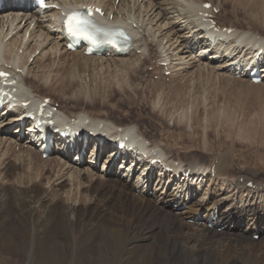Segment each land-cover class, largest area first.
I'll use <instances>...</instances> for the list:
<instances>
[{"label": "bare ground", "instance_id": "6f19581e", "mask_svg": "<svg viewBox=\"0 0 264 264\" xmlns=\"http://www.w3.org/2000/svg\"><path fill=\"white\" fill-rule=\"evenodd\" d=\"M220 1H222V3H227L233 0ZM6 2L12 6L18 3L17 0H6ZM96 2H98V0H79L75 5H70L67 2L63 8ZM208 2L213 3L216 8H220L221 10L224 9L225 12L227 11L226 6L223 7V4L216 5L218 2L215 4V0H146V2L141 1V5H138L137 10L134 9L136 4L139 3V0H134L133 5L130 0H123L121 4L123 8L120 10L121 15L119 13V15L115 14V16L118 17L121 23L133 21L134 34L135 36L140 35L142 39L145 40L149 55L145 56V53L137 55L136 49L128 55L115 57L113 59L106 57H87L80 53V59L85 62L82 64L80 63L79 66L76 65L75 69H69L67 77H73V75L75 77L76 70L78 72L82 70V68L81 70L79 69L81 65L84 66L83 71H85V69L91 66L88 62L92 61L99 63L103 61L107 62L108 60H113L116 64L119 62L121 64L120 67L126 69V73L129 72L139 75V73L141 74L143 71L142 65L144 63H148L152 60L157 62L158 59H160V61H170V68L174 72V74L172 72L173 76L175 75V78L178 76V79H180L176 85L179 91L182 90L183 86H186L188 90V83L184 85L185 82H182V80L185 79L183 78L184 73H182V69L186 70V67L195 62H200L201 65H204L205 62L206 66L209 67V65H211V71H222L228 74L232 70L231 65L233 64L232 60L227 58L228 56L241 55L245 48H252L258 41L264 46V40H257L256 35L245 33L247 31L243 32L234 26H230L227 28H235L232 34L234 36V41L227 44H218L214 48L211 47L212 49L209 48V42L201 32L203 18L200 16L203 4ZM101 4L103 5L102 2ZM15 11L16 10L11 9L9 15L0 16V21H2L0 22V36H2V40H0L1 61H4L7 66L18 63V68L24 69L25 66L28 67L26 64L29 62L32 54H35L42 46L44 49L40 51L39 55L40 61H44L43 63L49 60L50 56L54 54L57 55L59 51H63L64 55L70 56L79 54L66 53L67 50L65 48L62 26L58 22L60 11L47 13L43 18H36L33 13H30L32 16L31 18L27 16L19 18L20 15H12ZM225 12L223 11V13ZM204 13H212V11L205 10ZM229 13L232 14L231 8ZM22 14L27 15L29 12ZM10 15H12V17ZM18 21L19 23L15 25ZM24 21L27 26L22 29L21 24ZM153 23H155V25H152ZM33 24H35L32 30L33 33L30 34L25 47H23L22 54H25L19 56V51L22 50V43L26 39L27 33ZM7 25V30L4 32ZM14 25L15 28L13 29ZM149 25L151 26L150 29L148 28ZM154 26H157L158 30L155 29L156 31H153ZM220 27L223 28V26ZM24 29L25 32L21 37L20 43V41L14 37L18 36L19 32ZM163 30L165 31L164 34H162ZM15 31H17V33L13 37L14 39H8L10 34ZM6 39H8L7 42H5ZM193 45L197 46V48L200 47L199 55L192 54L190 49L193 48ZM49 52H51V55ZM152 55L154 56L151 57ZM218 55L220 58H218ZM17 58H19L18 62ZM173 60L177 63L172 64ZM63 63L65 64V62ZM98 65H100V63ZM149 66H152V64L150 63ZM226 66H228V68H225ZM116 67L118 66L116 65ZM42 68L43 73L40 75L42 77L37 76L29 78L28 75L23 77V73L18 74V76H20L18 82L19 79L22 78L21 84L19 82V85L21 88L24 86L26 91H24V93L31 102L33 99L29 94L32 96L30 93L32 89H36V93L41 95L42 91H47L50 88L41 83V81L51 78L50 72L46 70L49 69V65L46 64ZM99 68L100 70H98L97 73H104V67L102 66ZM221 68L226 70H220ZM116 70L113 69V71ZM198 72H200L198 75L200 76L204 73V70L199 69ZM209 73L211 74L212 72L209 71ZM203 78L206 77L204 76ZM224 79L227 80L228 77H223V80ZM74 82L75 81H70L64 84L63 89L58 92V94L64 91L71 93L69 97L65 99H63L62 94H59V98H62L61 100H63L65 104H73V102L76 104V102L81 101L78 97L79 94H77V96L72 93L76 86ZM249 82L253 89L259 88L260 91L264 93V90L261 88L264 87V83L255 86L251 80ZM183 89L185 90V88ZM32 93L35 92L32 91ZM43 97L44 96H39V99L42 100ZM91 100L94 99L92 98ZM51 102H54L53 99H51ZM62 108L60 104V110H58L62 111ZM63 114L69 118H79L81 115H87L90 122L96 127L95 133H100V136L96 138L97 142L104 139L103 131L106 133L112 131V136L120 134L119 130H115L116 127L123 128L124 130L130 129L131 131H136V133L141 136L135 126L125 125L122 127L120 124L124 123L123 121L117 122L112 121V119L108 121L109 119L106 120L94 117V115L91 116L89 113L85 112L75 115H68V112L67 114L63 112ZM20 117L21 114L9 116L7 119L2 120V124L0 125V129L2 130L0 134L5 135H1L0 145L8 146V149L5 150L9 155L6 159V161L9 160L8 163L1 160L3 162L1 166L3 167L4 181L0 183V264H113L115 261L116 264H236L235 259L237 262H240V264H258L259 260L257 261L255 255L260 251L259 248L264 247V236L261 237V241L257 242L254 241L253 237L258 234L255 230L259 232L264 231V177H262L261 174L257 172L250 173V170L242 169L238 175H232V161L223 154H221L222 156L219 155V157H213L209 165L205 163H196L195 161L185 164L188 169L204 172L202 174L208 175H203L201 178V184L207 183L205 184L207 187V189H205L206 192L200 200L202 204L194 206L190 204L191 207L183 210L184 212L182 211L183 217L181 216V219L186 220L185 223H188L186 226H184L185 224H182V226L188 228H194L195 226V228L192 232L182 233L180 231L182 230L180 228L182 222L179 221L181 219H178L176 215L177 208L185 203L186 195L189 191L193 195L195 192H198V189H186L185 185L179 182V184L177 183L173 186L174 192H176L174 194L171 192L173 188H170V186L165 187V182L163 179H160L156 185L153 194L154 197L148 198L147 196H143V194H149V192L152 191L150 188L152 186L150 185V181L154 176L151 177V173L144 170L137 175L138 178L135 184L127 181L128 179L125 181L124 179H120L121 177L117 178L112 174V172H115L114 162L111 163L113 160L110 164L104 162L101 175H97L96 170H91L90 168L84 171L86 174L92 172L94 176L103 178L106 183L101 184V182L94 178L89 181L82 179V177H80L82 170L78 166H74L75 164H70L66 156H64V158L62 155L58 154V162L61 164V170L55 173L56 175L54 178H56V180H53V182L51 176H53L54 173L47 171V168L55 164L56 161L53 162L52 158L43 160L40 151L39 162L43 163L38 164L34 162V164L35 168H38V171L48 176L49 184H51L50 192H46V190L42 192L41 190H34L32 188L27 189L26 187L20 186L22 184L19 185V180V182L16 181L18 185L10 183V180L6 177L10 176L17 168L16 163L11 160V155L13 154V150L18 146L19 139L22 137L21 135H16V131H12L11 127ZM172 135H170L171 138L173 137ZM188 138L193 147L195 137L188 136ZM12 142H14L13 145L11 144ZM79 144V148L83 149V143L81 142ZM145 145L152 146L154 149L157 148V150L162 152L169 160L178 161L170 155L172 154V149H174L173 146L167 144L161 145L160 143H156V141L153 142V140L151 144ZM32 147L33 146H30L31 149ZM115 150L116 149L112 146L103 147L100 156H103L105 153L115 152ZM192 151L198 152L197 149ZM204 151H201V156L207 159L205 157L206 152ZM93 152H95V150H93ZM93 152L91 153V157L94 155ZM34 154L33 152L27 154L23 159L20 158V162H23L24 164H22L26 166L31 165L33 159L35 160V158L32 157ZM207 157L210 158L209 156ZM208 160L209 159H207V161ZM90 162L94 161L91 160ZM10 163L13 167H10ZM66 166L67 168L63 170V167ZM147 166L149 167V165ZM33 167H30L31 171H33ZM53 168L55 169L57 166L53 165ZM105 169L106 172L110 169L107 175L104 174ZM69 170H73L70 176L67 175ZM76 173L80 175H76L73 178L72 176ZM213 173H215L214 178L212 176ZM122 176L130 178L131 174L126 172V174H122ZM160 176L161 175H159V177ZM222 177L231 181L235 188L238 187L240 190H243V193H247L248 196L253 195L257 197V195H259L260 197L261 193L262 198H258L261 199V202L254 205L250 203V200L245 199L242 200L244 203L241 202L240 205L230 204L228 205L229 207L223 209L226 204L225 200L222 198L219 199L216 196L214 197L215 202L212 203L211 198L215 192L214 190H210V186L212 188L215 181ZM156 178L154 180H156ZM68 179L74 184L72 187H74L73 189L75 192L73 193V190H71L72 195L69 191L65 192V196H62L60 190L63 189L65 186L64 182ZM242 179L243 181L241 182ZM223 180L224 179L221 181L223 182ZM250 183H252V186H249ZM179 187H182V191L179 190ZM208 191H212V194L211 197L205 201ZM48 192L52 193L50 195L51 197L48 195ZM183 193L186 194L182 199L179 194L182 196ZM82 198L84 200H82ZM92 201L96 203L93 211L84 208L83 202L92 204ZM167 207H171L175 212L172 213L170 210L168 212L166 210ZM202 211H204L203 214H201ZM86 215H88V217H85ZM148 215L150 222L147 221V219L144 220ZM58 217L62 220V222H60L62 225L59 228L57 227ZM137 217H140L138 218V223L134 222V225L130 227L127 220L130 218H136L137 220ZM191 221L194 223L189 224ZM236 221L248 222V226L246 229L231 235L228 232L231 228H229V223L231 222L234 225ZM178 224H180L179 227L177 226ZM222 227L227 228L226 230L228 231L225 229V231H219ZM100 233H104L103 236L107 237L103 239L102 242H99L98 238V235H101ZM104 243H106V251H104ZM192 243L193 246H191ZM150 246H156L157 249L154 251ZM112 248H115V250H113L115 251L114 258L110 254Z\"/></svg>", "mask_w": 264, "mask_h": 264}, {"label": "rangeland", "instance_id": "374dc122", "mask_svg": "<svg viewBox=\"0 0 264 264\" xmlns=\"http://www.w3.org/2000/svg\"><path fill=\"white\" fill-rule=\"evenodd\" d=\"M142 1L146 2V0ZM219 1L215 0L214 3L216 4L218 2V4L216 5L223 4V7H227V11L225 12V10L222 9V12H220V15L217 18L218 22H221L223 24V27L234 26L240 31H247L245 33L261 36L264 39V0H235V2L233 0L227 3H222V1ZM105 3H108L107 0H105ZM121 4L120 10L123 8L121 7ZM230 8L232 9V14L229 13ZM223 11L225 13H223ZM152 25H155V23H153ZM150 27L151 26L149 25L148 28L150 29ZM157 28V26H154L153 31L158 30ZM164 33L165 31L163 30L162 34ZM143 51L145 53V48L143 49ZM51 52H49V54ZM35 54H32L34 62H31L29 64V69L28 67H26V70L28 69L26 75H28L29 78L37 76L42 77L40 76L43 73L42 67L48 64L49 69L46 70L50 72L51 78L45 79L41 81V83L50 88L47 91H42L41 95H38L36 93V89H32L31 92H35L33 95H36V97H53L51 99H53L54 102H59L63 107L62 111L66 114L68 112V115H75L85 112L89 113L91 116L94 115V117L106 120L109 119L108 121H111V119L112 121L117 122L123 121L124 123L120 124L122 127H124L125 125L135 126L139 133L150 141L153 140V142L156 141V143H160L161 145L167 144L169 146H173L174 149H172L173 151L170 155H172L176 160L182 161L185 164H189L195 161L196 163H205L209 165L213 157H219V155L222 156L221 154H223L229 157L232 161V175H238L240 173V170L248 169L250 170V173L257 172L261 174L262 177H264V93L261 92L259 88L253 89L250 86V82L248 80L243 78L233 79V77H229L226 72L211 71V65H209L208 67L205 65V62L204 65H201L200 62H195L187 67L186 72L184 71V77L182 76L183 78L188 79L182 80L183 83L185 82L184 85L188 83V90L186 89V86H183L185 90L182 88V90L179 91V88L176 86L178 81L180 80L178 79L179 77L177 76L175 78L173 76L169 80L164 79L157 69L150 73V68H145V72L142 71L141 74L139 73V75H137L131 74L129 72L126 73V69H122L120 67L121 64L119 62H117L116 64L113 60H108L107 62H99L100 65H98L99 63L97 62L91 61L88 62V64L90 63L91 66L85 69V71H83L84 66L81 65L79 69L81 70L82 68V70L80 72L76 70L75 77L74 75L73 77H67L69 69H75L76 65L79 66L80 63L82 64L85 62L80 59V53L75 56H70L64 55L63 51H59L57 55L54 54L50 56V59L45 63H43L44 61H40L39 54ZM22 55L19 54V56ZM63 62H65V64ZM148 63H145L144 67L147 66ZM174 63L177 62L175 61ZM101 65L104 67V73H97V71L100 70L99 67H102ZM116 65L118 67H116ZM113 69L117 70L113 71ZM199 69H203V74L205 75L201 74L200 76H198L200 73L198 72ZM209 71L212 73L210 74ZM204 76L206 78H203ZM222 76L224 78L228 77V79L223 80ZM182 77L180 78L183 79ZM70 81H75L74 83L76 85L72 93L74 95L79 94V96H77L81 99V101L76 102V104H74V102L73 104H65L63 103V100H61L62 98H59V94L63 95V99L69 97V95L71 94L67 93L66 91L58 94L59 90L63 89V85L69 83ZM261 88L262 90H264V87ZM92 98L94 100H91ZM63 112L61 114L65 115L63 114ZM1 135L5 136L3 134H0V137ZM170 135H172L173 137L171 138ZM187 135L195 137V144L193 143V147L191 146V142L189 141ZM19 143L18 146L13 150V154L11 155V160L16 163L17 168L10 174V176L6 178L10 180V183L17 185L18 183L16 181L19 180V185L22 184L20 186L26 187L27 189L32 188L34 190H41L42 192L44 190H46V192H50L51 184H49L48 176L45 175V173L43 174L38 171L37 167V170L35 168L34 162H37L38 164L43 163L39 162L40 153L38 149L34 147H32L31 149L26 142ZM26 145L29 147L26 148ZM5 149H8L7 145H0V183H3L4 181V174L2 171L3 167L1 166V164L6 161L7 157L9 156ZM195 149H197L198 152L192 151ZM201 151L206 152L205 157L209 159L208 161L207 159L202 158ZM32 152L35 153V157L34 155L32 156L33 158H35V160L33 159V163L27 166L23 165L24 163L20 162L21 159ZM207 156H209L210 158H208ZM51 158L53 159V162L56 161V163L48 166L47 171L54 173L53 176H51V180L53 181L56 180V178H54L56 175L55 173L61 170V164H59L58 162V154L56 156L55 153ZM8 162L9 160H7L5 163ZM9 165L10 167H13L11 166V163ZM53 165H56L57 168L54 169ZM31 166H34L32 168L33 171H31L30 169ZM66 168L67 166L63 167V170ZM73 168L77 169L76 167ZM87 168L89 169L90 167L86 163L83 167L80 168L82 170L81 175L79 173H76L72 177L74 178V176L80 175V177H82V179H84L85 181H89L94 178L101 182V184L106 183L103 178L94 176L92 172L86 174L84 171H87ZM102 169L103 165H100L99 168L96 169L97 175H101ZM71 172H73V170H69V173H67V175L70 176ZM113 173L114 172H112V174ZM127 178L128 177H126V180ZM123 179L125 180V178ZM222 179H224L223 182L221 181ZM136 181L137 179H133L132 181H130V183L135 184ZM70 182L71 181H69V179L64 182L65 186L62 190H60V194L62 196H65V192H71V190H73V193L75 192V190L73 189L74 187H72L74 186V184ZM205 184L207 183L203 184L202 188H200V191L195 196V198L190 200L189 204H191V206L201 205L197 203L200 202L202 196L206 192L205 189H207V187L205 186ZM232 186V182L226 180V178L224 177L216 180L214 186L212 185V189L210 186V190H214L215 192V194L211 198L212 203L215 202L214 197L216 196L219 199L222 198L223 200H225L226 204L223 209L229 207L228 205L230 204L240 205L241 202L244 203V201L242 200L245 199L250 200V203L254 205L261 202V199H258L262 198L261 193L260 197L259 195H257V197L253 195L248 196L247 193H243V190H240L238 187L235 188L234 186ZM150 188L152 189V191H150L149 194H143V196H147L148 198L154 197L153 194L155 192L156 183L152 184ZM49 192L48 195L50 196L52 193ZM171 192H174V188L171 190ZM82 200L84 199L82 198ZM83 206L84 208H88L93 211L95 209L96 203L95 201H92V204H90L89 202H83ZM166 210L168 212L170 210L172 211V213L175 212L173 209H171V207H167ZM182 211L178 210L176 212L178 219H181L183 217L182 213L184 211ZM85 217H88V215H86ZM138 218L140 217H137V220L136 218H130L127 220V222L130 224V227L134 225V222L138 223ZM145 219L150 222L149 215L148 217L146 216L144 220ZM60 220L61 218L58 217V228L62 225L60 223L62 222V220ZM179 221L182 222L180 226V228L182 229L180 231L182 233L190 231L192 232L194 230L195 226L194 228L184 227L186 226V224H188L185 223L186 220L181 219ZM182 224L185 225L182 226ZM189 224L193 223L189 222ZM179 225L180 224H178L177 226L179 227ZM247 226L248 222L244 223L242 221H236L234 225L230 222V231L226 230L227 228H225V230L233 235L243 229H246ZM255 232H257L261 236L259 238L260 240L258 239L254 241H261V237L264 236V231H261V233L255 230ZM100 234L101 235H98V238L99 242H102L103 239H106L107 237L103 236L104 233ZM105 245L106 243H104L103 245L104 251L107 250L105 248ZM191 246H193V243L191 244ZM150 247L154 251L157 249L156 246ZM113 250H115V248H112L110 254L114 258L115 251ZM259 250L260 251L258 252L256 251L257 253L255 257L257 261L259 260L258 264H264V247L259 248ZM235 261L236 264H240V262H237L236 259ZM113 264H116V261Z\"/></svg>", "mask_w": 264, "mask_h": 264}, {"label": "snow or ice", "instance_id": "6c2138e0", "mask_svg": "<svg viewBox=\"0 0 264 264\" xmlns=\"http://www.w3.org/2000/svg\"><path fill=\"white\" fill-rule=\"evenodd\" d=\"M65 26L67 31L73 36H83L88 39H92V36L89 32L91 27L88 19L78 13L70 14L65 20ZM4 75V73H0Z\"/></svg>", "mask_w": 264, "mask_h": 264}]
</instances>
